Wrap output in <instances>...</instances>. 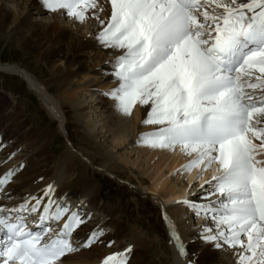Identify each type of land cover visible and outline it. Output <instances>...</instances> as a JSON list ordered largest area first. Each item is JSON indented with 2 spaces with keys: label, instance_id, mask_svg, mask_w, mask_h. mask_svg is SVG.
I'll return each instance as SVG.
<instances>
[{
  "label": "snow or ice",
  "instance_id": "snow-or-ice-1",
  "mask_svg": "<svg viewBox=\"0 0 264 264\" xmlns=\"http://www.w3.org/2000/svg\"><path fill=\"white\" fill-rule=\"evenodd\" d=\"M39 2L48 12L81 22L95 10L97 41L119 52L110 62L118 86L103 95L124 116L137 103L150 105L142 123L157 127L141 133L137 143L179 147L191 157L185 170L216 166L201 185L208 186L205 202L177 203L210 221L197 229L206 243L238 249L237 264H264V159L257 158L264 156V0H107L106 23L99 20L97 0ZM14 173L0 174L5 200L12 198L4 187ZM52 191L48 185L42 196L0 207V264H64L62 258L77 250L74 232L91 217L54 201ZM163 219L177 252L186 257L166 212ZM61 220L58 231L51 227ZM103 234L97 227L77 243L87 248ZM130 252L131 246L111 253L102 264H127Z\"/></svg>",
  "mask_w": 264,
  "mask_h": 264
},
{
  "label": "bare ground",
  "instance_id": "bare-ground-1",
  "mask_svg": "<svg viewBox=\"0 0 264 264\" xmlns=\"http://www.w3.org/2000/svg\"><path fill=\"white\" fill-rule=\"evenodd\" d=\"M0 2L16 4L14 6H17L19 9L17 13L10 14L0 3V32L15 33L18 39L21 40V43L26 41L27 45L23 44L27 50L38 61H44L43 63L52 71V75L58 73L56 75L58 79L52 80L55 82V88H53L55 92L51 96L53 93L51 92L50 95V86H48L50 82L48 84L44 82L45 84L41 86V82H39L33 72L27 71V69L18 64H4V62L0 61V75L5 77L12 76L24 82L29 87L31 94L38 99L39 105L45 109V113H47L46 115L50 121L58 123L59 130L62 131L65 138L67 135L64 124L66 122L68 124V118L64 111H70L74 117L73 119L76 121L74 122L78 123V126H82L83 129L85 125L86 127L87 125L89 126L92 121L91 118L96 116L92 114V110L99 104V102H95L98 97L91 100L93 95H95L91 94L89 98L91 105L88 102L85 105V99L82 102H78L77 94L79 91L82 93V98H86V93L92 91L101 92V90H105L106 92L118 86V81L112 76V64L109 62L105 63V61H107V58L113 61L119 52L118 50L105 48L97 41L96 35L101 30V25L92 16V12L95 10H89L87 18L82 22L79 21L84 26L82 27L84 32L80 33L81 37H75L74 35L68 37V35H65V32H62L57 23L59 21L58 18H62L64 15L61 11H57V13L49 12V14H52V16L49 15L50 21L38 23L36 18L41 17L46 12L39 5V0H22L21 5H18L15 0H0ZM105 4L110 9L109 14H104L106 16L103 21L106 23L111 15V5L107 0H105ZM100 12H98V15ZM67 17L68 20L77 21L69 16ZM28 27L30 28L27 29ZM94 33L96 34L94 35ZM89 54L91 55L89 56ZM95 59L98 60L96 64L94 62ZM58 63L60 65L63 64L62 67H55ZM97 64H100V66H97ZM76 78L78 79L76 80ZM74 80L76 81L73 82ZM74 85L76 88L73 87ZM9 93L12 94L10 91ZM16 103H19V99ZM106 104L107 106L103 107L102 112L104 114L103 119H105V126H102L105 128L104 133L110 134V144L111 146L113 145V149L120 148L122 150L126 149V147L130 148L132 145H139L142 151L137 153L135 160H129L127 156L117 158L115 154L107 151L101 152L102 154L98 157L94 155H91L92 157L86 156L75 150L68 137L66 139L68 146L63 149L59 148L58 151L49 149L52 141L49 134L46 132V134L42 133L40 127H37L38 125L27 115H24L23 112L21 115H18L17 105L16 107L10 105V101L3 98L0 101V128L7 121L9 122V126L7 127L6 125L3 128H7L0 129V144L12 142L0 154V174L5 173L9 169H15V173L9 185L4 189V191L11 192L12 198L1 201L0 207L6 206L11 208L21 203L26 196H41L43 195V190L48 185H51L54 200H64V203L71 206L73 211L77 208L80 209L78 205L85 206V209L89 211L82 212V214L88 216L92 213L91 218L98 217L94 221H90L89 219L87 224H83L79 229L75 230L74 237L76 239L73 240L75 246H77L75 247L77 250L68 253L62 258L64 264H96L106 255L122 252L129 246H131L129 257L132 256L129 264H153L156 258L160 259L157 264H187L189 260H193L195 264H237L238 257L236 253L238 249L229 248L223 244L220 248H216L213 243H206L200 238L197 229L201 224L210 223V221L195 218V223H193L191 221L192 217L184 219L183 217L186 214L184 209L190 210L185 205L177 203V201L186 198L192 199L197 203L205 202L202 200V194L208 188L203 189L205 191H201L202 189L199 188L195 192V195L192 192L203 185L205 180L210 179L213 175L212 172L209 173V170L201 172L197 168L185 170L183 166L189 162L191 157L182 153L179 147L174 150L160 149L137 143L141 133L154 131L157 127L142 123L143 119L146 118L147 110H150V105L141 106L137 103L133 105L131 114L124 116L117 112L114 107L115 103L108 100ZM99 109L101 110L102 108ZM11 116H15L14 120H11ZM83 122L85 125H83ZM127 128L130 129L129 134L124 136ZM86 129L88 130V127ZM90 134L91 132L87 134V139L91 141L93 134ZM128 137L131 138L126 144ZM90 141L88 143H91ZM253 143L259 144L260 141L253 138ZM20 145L21 148L18 149L17 146ZM94 148H96V145ZM14 152L17 153L15 159L9 160L7 164H4L6 158L13 155ZM129 152L132 153V151ZM143 152L147 154V160H145L144 164L146 168L139 172V174L145 175L148 180L142 182L143 179H137V184H134L129 179L126 180L128 186L125 184L126 182H122L123 179L121 180L125 175L124 167L126 166L128 169L136 167V170H138L139 165H136L139 161L137 158ZM20 154L22 155L20 156ZM109 159H117L119 162L116 161L113 166H103L105 162L112 161ZM258 159H264V156H258ZM96 162L100 163V165L96 164ZM87 164L94 169L92 176L107 175L108 178L118 179L129 188L133 196L139 197L141 202L144 203L146 200L148 201L147 203L152 204V209L156 208L158 215L159 209L163 207L176 221L182 237V243L188 255L186 257L179 255L175 244L171 242L166 231H164L166 236L165 244L160 245L156 241V238H151L148 233L142 234L138 227H135L138 226V222L132 219V217H129L132 219L130 223H127L129 222L127 218L126 220L123 218L118 220L121 217L120 213L124 212V210H121L122 208L119 203L116 205L110 204L109 200L102 199V203L99 205L96 200L102 198L100 195L103 185L100 181L101 179H97L95 182L93 178H88L85 175L86 173L83 175V171L88 166ZM165 168L166 172L163 171ZM171 174L174 175V179L179 180V184H176L174 179H170ZM196 180L199 182V185L193 186V182ZM214 198L210 197V199ZM158 217L160 220V216ZM122 220L126 223L125 226L120 225V222L123 223ZM97 227L103 229V232L107 229L111 232L100 241L101 246L80 247L77 240L80 243L86 241L90 230ZM109 242H111L110 247L108 246Z\"/></svg>",
  "mask_w": 264,
  "mask_h": 264
},
{
  "label": "rangeland",
  "instance_id": "rangeland-1",
  "mask_svg": "<svg viewBox=\"0 0 264 264\" xmlns=\"http://www.w3.org/2000/svg\"><path fill=\"white\" fill-rule=\"evenodd\" d=\"M15 1H17L18 5H21V3H22V0H15ZM97 2L99 4L100 8L103 9L101 11L102 13L99 11L100 12L99 18H100V20H104V18L106 16L104 14H109L110 9L107 8V4H105V0H97ZM0 3L3 5L5 10L8 11V13H10V14L17 13L19 11L18 7L14 6L16 4H12L10 2H7V3L6 2H0ZM39 5L41 6V4H39ZM56 13H55V15H56ZM49 15L52 16V14L51 13L49 14V12L46 10V12H44V14H42L41 17H37L36 18V21L38 20L37 21L38 23L48 22V21H50ZM67 18L68 17H67L66 14H64L62 18H58L59 21H57V23H58L59 28L62 30V32H65V35H68V37L69 36L71 37L73 35L75 37H81L80 33L84 32V30L82 28L84 26L81 23H79V21H76V22L74 21L73 22L72 20H68ZM42 19H43V21H42ZM44 19H45V21H44ZM37 22H35V23L37 24ZM29 28L30 27H28L27 29H29ZM95 34L96 33H94V35ZM23 43L25 45H27L26 41H23L21 43V40L18 39V36L15 33L11 32V34H10V32L6 33V31H5V33L0 32V61L4 62V64L5 63L6 64H11V63L18 64L21 67L27 69V71L33 72V74H35L36 77L38 78L39 82H41L40 83L41 86H42V84H45L44 82H46L47 84L50 82V84H48V86H50L49 87L50 89L49 88L48 89L50 90V95H51V92H52L53 94L51 96H53L54 92H55L54 89H53V88H55L54 87L55 82H53V81L55 79H58L57 76H56V75H58V73L57 74L55 73L54 75H52V71L49 69V67H47L43 63L44 61L43 62L42 61H38L36 59V57L31 52H29L27 50V48L24 46ZM90 55L91 54H89V56ZM106 60L107 61H105V63H107V62L110 63L112 61V60H109L108 58ZM94 62L96 64L98 62V60L95 59ZM56 65L57 66H55V67H58V66L62 67L63 64L60 65V63H58ZM97 66H100V64L99 65L97 64ZM77 79L78 78H76V80ZM76 80H74L73 82H75ZM73 87L76 88L75 85ZM9 91L12 94H10ZM92 92H94V91H92ZM92 92L86 93V98L85 97L82 98V93L80 91L77 94V99H79L78 102H80V101L82 102L85 99V101H84L85 105L89 103V98H90L91 94H95V95H93V98L91 100H94V99H96V97H98V99H96V101H95V102H99L98 106H96L98 108L95 109L96 107H94V110H92L93 111L92 114H94L96 116L95 117L93 116L94 118H91L92 119L91 123L89 124V126L87 125L88 130L86 129L87 127H86L84 122H83V125H85V128L83 129L82 126H78V123L77 124L75 123L76 121H75V119H73L74 117L72 116V113L70 111L69 112H67L68 110L64 111L66 113L67 118H68V124H66L67 122L64 124L65 127H66L65 128L66 129V135H67L68 139L71 140V143L73 144V147L75 148L76 151H78V152H80V153H82V154H84L86 156H91V155L93 156L94 155V156L98 157L100 154H102L105 151H107L109 153L115 154L116 155L115 157H117V158L118 157L124 158V157L127 156L129 158V160H135L136 157H137V153H139V151H142V149L139 148V145H137V146L136 145L135 146L132 145V147H130V148L126 147L127 150L126 149H122V148H121L122 150H120V148L113 149V147H112L113 145L111 146V144H110V141H111L110 134L104 133L105 128L102 127V126H105V124H104L105 123V119H103V117H104L103 115L104 114L102 113L103 112V107L107 106V104L105 105V103L108 100L110 102L112 101V103H115L114 100H112L109 97L103 95V93H105V90L104 91L101 90V92H99V91H96L94 93H92ZM106 92H108V91H106ZM3 98L8 99L10 101V105H13L15 107L17 105L18 111H19L18 115H21L22 112H23L24 115H27L31 120H33L36 123V125H38L37 127H40V129L42 130V133L46 132V133L49 134L50 139H52V141H51V143L49 145V149H53V150H57L58 151L59 148L63 149L64 147L68 146L67 140H66L67 137L65 138V135H63L62 131L59 130L58 123H56L55 121H53V122L50 121V119L46 115L47 113H45L46 112L45 109H43V107H41L39 105L38 99L31 94V92L29 90V87L24 82H22L21 80H18L17 78L12 77V76L5 77V76H1L0 75V101ZM18 99H19V103H16V101ZM86 102H88V103H86ZM99 108H102V109L100 110ZM14 118H15V116H11V120H14ZM91 119H89V120H91ZM101 120L104 121V122H102ZM101 124H103V125H101ZM6 125H7V127L9 126V122L8 121L6 123H3L1 125V128H3ZM7 127H5V128H7ZM89 127H91V128H89ZM5 128H3V129H5ZM129 131H130V129L127 128L126 131H125L124 136H127L129 134ZM90 132H91L90 135H92V134L94 135V136L92 135L91 141L89 139H87V134H89ZM26 134H27V132H26ZM1 136H2V134H1ZM130 138L131 137L127 138L126 144L130 141ZM89 141L91 143L92 142L93 143L92 144L88 143ZM86 142H87V144H86ZM10 143L9 142L8 143H4L3 145L0 144L1 145L0 154L2 152H4L3 151V150H5L4 148H6L7 146L8 147L10 146ZM95 145H96V148H94ZM17 147H18V149H20L21 145L17 146ZM136 148H138L140 150H138ZM129 151H132V153L129 152ZM149 151L151 152V150H149ZM128 153H130V154H128ZM143 153H141L139 158H137L138 161H139L137 163V165H136V166L139 165V169L138 170H136V167H131L130 169H128L126 166L124 167V174L125 175H124L123 178L120 177L121 180L123 179L122 182L124 181V183H125V182H127L126 180L130 179L129 180L130 182H132L134 184H137V181H138L137 179H143L142 182L145 181V180H148V178L145 175L139 174V172L143 171L146 168L144 164H145V160H147V154L146 153L143 154ZM16 154L17 153L7 157L6 160L4 161V164H7L9 162V160L15 159V155ZM21 155L22 154H20V156ZM109 160H112V159H109ZM114 160H112L110 162L109 161L105 162L103 164V166L106 165V166L109 167V166H113L114 163H116V161L119 162L117 159L115 161ZM15 161H17V160H15ZM140 161H143V162H140ZM96 164L100 165V163H98V162H96ZM93 170L94 169H92L91 166L88 165V166H86V169L83 171V175L86 173L85 175L88 178H93V180H95V182L97 181V179H101L100 181H101V183L103 185V188H102L100 197H102V198L101 199H97L96 202L99 205H101L100 203H102V199H104V200H109L110 204H115L116 205V204L119 203L121 205V208H122L121 210H124V212L120 213L121 217H119L118 220L120 218H123V219L126 220V218H127V221H129L127 223L132 222V219L136 220L138 222V226H135V227H138V229L140 230V232L142 234H144V233L147 234L148 233L151 236V238L152 237L156 238V241L158 242V244H160V245L163 244L164 245L165 244V239H166V236L164 234L165 230L163 229L162 223L159 220V217H158L159 215L157 213L156 208L152 209L153 205L150 204V203H147L148 201L145 200V202L143 203V202H141L139 200V197L133 196V194L130 192L129 188L126 187L125 185H123L121 183V181H119L118 179L114 180V179H112L110 177L108 178L107 175H103V176L99 175L100 177L97 176V175H93V176H97V177H93L92 176ZM129 171L131 172V174H130ZM163 171L166 172V168ZM141 175H143L144 177L141 176ZM173 176L174 175L171 174V177H170L171 180L174 179ZM174 181L176 182V184H179V180L174 179ZM193 183H194L193 186L199 185L198 184L199 182L197 180L194 181ZM199 188H201V186L196 188V190L194 192H192V194L195 193ZM207 188H208V186L205 185L204 189H207ZM201 191H205V190H201ZM202 195H204V194H202ZM111 199H112V201H110ZM184 211H185L186 214L184 215L183 218L187 219V218H191L192 217L191 221L193 223H195L194 222L195 221V217L193 216V213L191 211H187L185 209H184ZM94 214H96V213H94ZM91 215H92V213L90 214V216ZM129 217H132V219L129 218ZM97 218L98 217H92V218H90V221H94ZM85 224H87V223H85ZM125 224L126 223H124V221H123V223L120 222L121 226H125ZM109 233H111V232L107 229L104 232V234L99 238V240L97 242L91 244L89 247L100 245V241L102 239H104V237H106ZM89 247H87V248H89ZM131 258H132V256L129 257L127 264L130 263ZM159 261H160V259L156 258L153 264H157V263H159ZM167 261H169V260H167ZM166 263H169V262H166ZM162 264H164V263H162Z\"/></svg>",
  "mask_w": 264,
  "mask_h": 264
}]
</instances>
